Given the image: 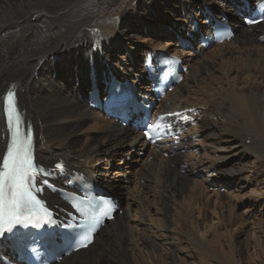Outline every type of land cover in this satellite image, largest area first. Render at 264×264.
Segmentation results:
<instances>
[{
  "label": "bare ground",
  "instance_id": "bare-ground-1",
  "mask_svg": "<svg viewBox=\"0 0 264 264\" xmlns=\"http://www.w3.org/2000/svg\"><path fill=\"white\" fill-rule=\"evenodd\" d=\"M239 5V0H0V157L8 141L3 101L12 87L18 91L25 119L35 127L39 163L52 167L63 160L91 183L123 199L122 214L101 230L96 242L61 264H213L203 239L185 235L186 243L178 237L183 233L182 217L158 226L150 221V213L145 217L144 212L156 204L146 206L148 200L142 196L151 193L159 202L161 193L167 192L161 200L163 207L157 208L166 219L172 208L168 202L176 194L189 191L210 199L214 195H209L211 186L241 189L244 178L236 180L231 171L232 176L224 175L227 163L219 156L225 151L221 137L242 145L239 164L248 157L259 159L256 172L261 194L257 197L263 206L264 22L252 31L242 27L236 14ZM211 13L212 23L229 19L237 33L233 40L211 51L180 42L179 35L187 29L193 34L192 14L205 24ZM164 24L172 27L161 37ZM152 28L153 35L160 33L159 40L164 42L152 39L148 46H138L137 35ZM172 31L178 34L176 40H170ZM163 52L182 58L188 73L156 113L190 109L197 121L174 143L151 148L140 132L89 108L86 94L93 70L98 86L103 84L102 74L108 76L110 71L121 81H146L140 57ZM148 89L143 84L139 92L145 96ZM87 130H97L102 136L89 135L83 142L81 135ZM138 151L147 154L137 168L145 180L139 181L140 190L134 195L125 159ZM49 196L52 205L61 203L57 196ZM186 208L191 213L192 202Z\"/></svg>",
  "mask_w": 264,
  "mask_h": 264
},
{
  "label": "rangeland",
  "instance_id": "rangeland-1",
  "mask_svg": "<svg viewBox=\"0 0 264 264\" xmlns=\"http://www.w3.org/2000/svg\"><path fill=\"white\" fill-rule=\"evenodd\" d=\"M168 27L172 26H167V24L162 26V30L164 32H161V37H166L164 34L165 29L167 30ZM152 32H154L153 28L152 30H144V32L142 31L139 33L137 35L138 46L145 47L153 41L159 42V44L164 42L165 39L159 40V38H161L158 37L160 33L156 34L157 37H155ZM170 33L172 34L170 40H174L176 33L173 31ZM152 39L153 41H150ZM142 58L143 57H140L139 65H141ZM53 64L56 63L54 62ZM201 119L199 120V125L203 122L202 117ZM216 121H219V119L217 118ZM87 128L88 127L85 129ZM87 131L88 132H84L83 135H81L83 142L87 140L89 135H91L92 138L97 135L102 136V134L97 130ZM221 139L223 140L221 148L225 151L219 156L221 157V161L223 160L222 162L227 163L224 175L232 176L231 172H234L237 176L236 180H238V177L239 179L244 178L240 181L242 186L241 189H238L237 191V189H234L232 185L228 189L215 188L211 186L208 192L209 195L214 194L212 197L213 199L206 198L203 195H196L197 197L195 195L192 196L193 194L189 193V191L176 194L172 197L171 201L168 202V206L172 208H170L167 213L165 211L167 216L166 219L163 218V216H165L163 211L161 210V213H158L159 211H157V208L163 207L164 202L161 200H163V197L166 196L165 194L167 192L161 193L162 198L159 202L152 199L154 196H152L151 193H144L145 196H142L143 200H148L145 203L146 206L150 207L152 205L153 207L156 204V207L154 206L150 212H148L149 210H146V213L144 212L145 217L150 213L148 215L149 219L156 226L159 224H165L167 219H173L175 217L178 218V216L182 217L179 224L183 233H181V235L178 233V237L181 238L182 241L185 240L186 243L188 240L186 239L187 235L203 239L211 250V262L213 261V264H264V218L261 216L264 204L262 206V201H259V198L257 197L260 196L259 194H261V191L259 190L260 178L257 177L258 174L256 172L259 168L260 161L257 158L252 159L251 157H248L250 159L239 164L238 160L243 155V153H241L243 150L242 145L238 141H227V137H221ZM249 143L250 141H247V145H249ZM262 153L264 154V152ZM146 155L147 154L145 152L138 151V154H132L125 159V161L128 162L127 166L130 168L131 173L129 176L133 182L132 184H134L132 185V194L134 195L140 190L139 181L145 180L144 178H141L142 172H137V168L139 169L140 165L143 164L141 161L146 158ZM200 155L207 157L204 155V152ZM136 161H138V163H134ZM113 164L115 163H112V165ZM262 175L264 176L263 173ZM152 183H155V187L159 186L156 181ZM148 194L149 196L147 197ZM148 202L150 205H147L149 204ZM190 202H192L193 211L188 214L186 207L190 204ZM178 212L179 214H177ZM135 215L137 217L141 216L140 212H136ZM186 224L188 226H186ZM122 228L125 229V227ZM138 231L143 232L140 229ZM186 243L183 245L185 247H189L190 245L188 246ZM136 263L139 264L138 262Z\"/></svg>",
  "mask_w": 264,
  "mask_h": 264
},
{
  "label": "snow or ice",
  "instance_id": "snow-or-ice-1",
  "mask_svg": "<svg viewBox=\"0 0 264 264\" xmlns=\"http://www.w3.org/2000/svg\"><path fill=\"white\" fill-rule=\"evenodd\" d=\"M5 103L7 120L13 135L6 154L0 157V236L11 231L14 225L26 226L33 222L34 206L38 203L33 195L35 181L42 174V170L33 162L31 135H25L22 131L14 94L11 91L5 98ZM155 127L158 128L159 125ZM149 138L151 139V136ZM56 167L62 170L61 164Z\"/></svg>",
  "mask_w": 264,
  "mask_h": 264
}]
</instances>
